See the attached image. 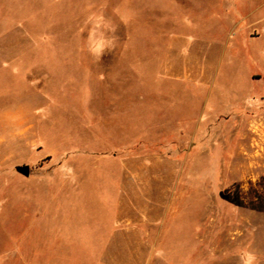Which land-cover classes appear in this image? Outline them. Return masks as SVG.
<instances>
[{"label":"rangeland","instance_id":"obj_1","mask_svg":"<svg viewBox=\"0 0 264 264\" xmlns=\"http://www.w3.org/2000/svg\"><path fill=\"white\" fill-rule=\"evenodd\" d=\"M248 253L264 264V0H0V264Z\"/></svg>","mask_w":264,"mask_h":264},{"label":"clouds","instance_id":"obj_2","mask_svg":"<svg viewBox=\"0 0 264 264\" xmlns=\"http://www.w3.org/2000/svg\"><path fill=\"white\" fill-rule=\"evenodd\" d=\"M121 20L127 23L128 16L121 15ZM93 28L89 31L88 35V51L95 58L102 59L106 51L111 50L114 47V38H105L103 33L99 37L96 36L97 29L104 28L105 30L115 33L116 27L109 21H105L104 17L96 16L92 18ZM256 257L254 254H246L245 264H253Z\"/></svg>","mask_w":264,"mask_h":264},{"label":"water","instance_id":"obj_3","mask_svg":"<svg viewBox=\"0 0 264 264\" xmlns=\"http://www.w3.org/2000/svg\"><path fill=\"white\" fill-rule=\"evenodd\" d=\"M16 170L27 177L31 174V168L28 165L17 166Z\"/></svg>","mask_w":264,"mask_h":264},{"label":"crops","instance_id":"obj_4","mask_svg":"<svg viewBox=\"0 0 264 264\" xmlns=\"http://www.w3.org/2000/svg\"><path fill=\"white\" fill-rule=\"evenodd\" d=\"M260 20V19H259ZM31 262H29V261H25L24 260V264H30Z\"/></svg>","mask_w":264,"mask_h":264}]
</instances>
